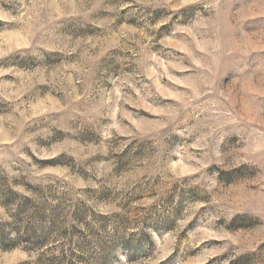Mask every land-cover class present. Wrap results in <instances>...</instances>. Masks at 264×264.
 Masks as SVG:
<instances>
[{
	"label": "rangeland",
	"instance_id": "1",
	"mask_svg": "<svg viewBox=\"0 0 264 264\" xmlns=\"http://www.w3.org/2000/svg\"><path fill=\"white\" fill-rule=\"evenodd\" d=\"M213 47L244 61L226 87L255 120L264 0H0V264L28 252L39 264H264V223L246 215H264L255 180L204 217L208 202L181 184L196 169L152 167L160 114L198 89L189 71Z\"/></svg>",
	"mask_w": 264,
	"mask_h": 264
},
{
	"label": "clouds",
	"instance_id": "2",
	"mask_svg": "<svg viewBox=\"0 0 264 264\" xmlns=\"http://www.w3.org/2000/svg\"><path fill=\"white\" fill-rule=\"evenodd\" d=\"M216 3L219 4L220 0H216ZM204 7L207 9L211 6L204 4ZM155 26L159 27L158 24ZM29 55L43 62L42 53ZM218 57L222 59L219 67ZM202 59L204 63L190 71L186 69L189 71V79L196 82L198 89L187 91L185 101L166 106L165 111L160 114V130L149 148L155 153L151 157L152 167L161 175L175 179L172 166L180 159L196 169L194 174L181 180V184L186 191L194 190L208 202L204 217L215 214L214 218H220L227 204L219 196L226 187L241 181L255 180L259 189H264V93L250 98L256 109V119L250 122L241 110L243 100L234 102L233 94L226 87L238 75L246 73L245 68L236 63L240 61L227 48L214 47ZM230 65H236L239 71L234 76L226 77L225 72ZM192 100L197 103L193 105ZM170 111L175 113L174 119L169 118ZM43 131L41 129L33 135L47 141L51 134L41 136ZM16 155L27 160L19 152ZM28 164H31L30 160ZM23 167L27 168V165ZM243 167L249 170V174L232 183H225L222 173H230ZM246 215L258 220V224L264 223V215L258 217L251 212ZM236 216H225L224 222L231 224ZM9 238L17 239L15 233ZM39 255V252L26 253L24 264H39Z\"/></svg>",
	"mask_w": 264,
	"mask_h": 264
}]
</instances>
